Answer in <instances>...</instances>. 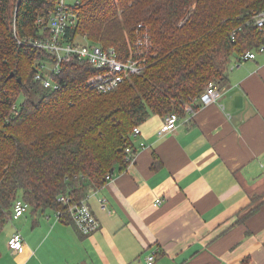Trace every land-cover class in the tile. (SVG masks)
<instances>
[{
  "label": "trees",
  "instance_id": "1",
  "mask_svg": "<svg viewBox=\"0 0 264 264\" xmlns=\"http://www.w3.org/2000/svg\"><path fill=\"white\" fill-rule=\"evenodd\" d=\"M59 1L0 0V234L19 198L39 213L64 211L61 195L86 199L130 162L135 126L197 109L210 82L222 86L233 60L264 43L254 21L264 0H78L66 38L114 47L144 67L98 93L87 83L92 67L63 62L60 87L46 88L34 77L56 56L27 40L48 35Z\"/></svg>",
  "mask_w": 264,
  "mask_h": 264
},
{
  "label": "crops",
  "instance_id": "2",
  "mask_svg": "<svg viewBox=\"0 0 264 264\" xmlns=\"http://www.w3.org/2000/svg\"><path fill=\"white\" fill-rule=\"evenodd\" d=\"M218 88L175 130L152 114L132 133L134 159L86 196L96 231L30 207L1 232L0 264H264V53Z\"/></svg>",
  "mask_w": 264,
  "mask_h": 264
},
{
  "label": "built area",
  "instance_id": "3",
  "mask_svg": "<svg viewBox=\"0 0 264 264\" xmlns=\"http://www.w3.org/2000/svg\"><path fill=\"white\" fill-rule=\"evenodd\" d=\"M72 16L70 5L64 0H60L56 10L49 18L45 29L48 35L43 34L39 38L28 39L27 42L34 47L43 48L51 51L56 59L40 64L35 74V80L46 88L58 89L60 82H54V78L61 70L63 62H72L74 60L87 63L95 70L87 83L98 93H106L116 89L129 76L140 73L144 67V62L140 59L129 57L122 59L118 51L114 47H103L99 44L90 43L83 40H68L66 33ZM255 25L264 34V10L255 15ZM234 38V35L232 36ZM20 43H23L19 40ZM257 53H264V43L257 48H252L244 53L240 58L234 61L230 69L238 67L242 62L256 58ZM221 96V90L215 82H210L206 87V91L201 95V102L209 104ZM186 109H191L187 106ZM180 116L173 112L166 115L164 124L158 131L160 135L168 131L175 130L178 126ZM134 135L140 133L139 126H135L132 132ZM142 145H144L142 143ZM128 159L131 162L134 157L131 146L126 148ZM108 180L111 175L107 176ZM58 200L63 203L65 210L56 211L58 220L63 218L64 213L69 214L77 228L84 234L96 231L100 227V222L90 205L85 199L74 200L68 195H61ZM105 206V204H103ZM31 207V205L19 198L14 203L13 218H19ZM12 218V219H13ZM24 237L22 233L15 232L8 241L9 248L14 252L22 251L24 246ZM155 252L147 256V264L155 262Z\"/></svg>",
  "mask_w": 264,
  "mask_h": 264
},
{
  "label": "rangeland",
  "instance_id": "4",
  "mask_svg": "<svg viewBox=\"0 0 264 264\" xmlns=\"http://www.w3.org/2000/svg\"><path fill=\"white\" fill-rule=\"evenodd\" d=\"M72 5H73V3H72ZM77 39H78V40H83L84 38L81 37V36H77ZM85 40H86V39H85ZM86 41H87V40H86ZM258 54H261V53H257V55H258Z\"/></svg>",
  "mask_w": 264,
  "mask_h": 264
},
{
  "label": "water",
  "instance_id": "5",
  "mask_svg": "<svg viewBox=\"0 0 264 264\" xmlns=\"http://www.w3.org/2000/svg\"><path fill=\"white\" fill-rule=\"evenodd\" d=\"M10 76H14V72H12V73L10 74ZM19 80L21 81V78H19Z\"/></svg>",
  "mask_w": 264,
  "mask_h": 264
}]
</instances>
